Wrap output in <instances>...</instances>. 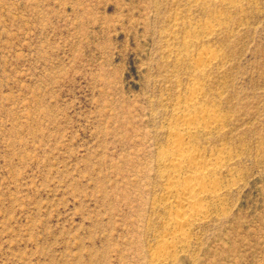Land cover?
Returning a JSON list of instances; mask_svg holds the SVG:
<instances>
[{
	"label": "rangeland",
	"instance_id": "rangeland-1",
	"mask_svg": "<svg viewBox=\"0 0 264 264\" xmlns=\"http://www.w3.org/2000/svg\"><path fill=\"white\" fill-rule=\"evenodd\" d=\"M0 264H264V0H0Z\"/></svg>",
	"mask_w": 264,
	"mask_h": 264
},
{
	"label": "bare ground",
	"instance_id": "bare-ground-1",
	"mask_svg": "<svg viewBox=\"0 0 264 264\" xmlns=\"http://www.w3.org/2000/svg\"><path fill=\"white\" fill-rule=\"evenodd\" d=\"M212 58L213 55H211L210 53H203L201 57H199L195 61V64L197 66H202ZM199 93L200 88L198 86H193L190 88L187 95L188 97L186 98H188V101H192L198 96ZM199 118L203 119L205 123H214L218 119L216 114H214L212 111L203 109L201 107L194 108L192 112L186 111L184 114L179 115L178 119L180 120L182 128H184L186 132L185 134H178V139H176L172 145V149L175 151V153L168 160L169 165L174 168V172L181 169H185L187 171V174H185L184 177L171 183L173 184L172 186H175V188L173 189L174 191H172V197H175V201L183 209V213L176 214L171 218V221L173 222L172 224L177 227L187 225V223L194 220L197 216L200 215V213L206 210L205 204L200 202V198L205 192H211L213 196H215V198L218 197V188L215 187L212 189L211 187L212 191L208 190L210 186H213L215 184H213L211 182L212 180H209L208 177L214 173L215 167L217 165L223 163L224 158H222L221 156H215L212 159L204 162L203 165L198 166L196 165V160L200 157V155L196 152L187 151L185 149V145L183 144V139L185 135L188 134L189 130H196L201 126L198 122ZM204 127H206V125ZM169 186H167L166 190L171 193L170 190L172 189Z\"/></svg>",
	"mask_w": 264,
	"mask_h": 264
}]
</instances>
